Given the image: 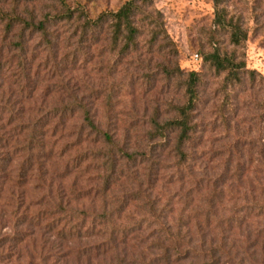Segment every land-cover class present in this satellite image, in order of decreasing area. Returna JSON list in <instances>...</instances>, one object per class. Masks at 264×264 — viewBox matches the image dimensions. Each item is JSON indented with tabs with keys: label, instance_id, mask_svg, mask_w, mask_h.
<instances>
[{
	"label": "rangeland",
	"instance_id": "1",
	"mask_svg": "<svg viewBox=\"0 0 264 264\" xmlns=\"http://www.w3.org/2000/svg\"><path fill=\"white\" fill-rule=\"evenodd\" d=\"M125 1L0 0V264H201L210 247L216 264H264V0H134L124 49L110 17L87 20ZM217 8L245 32L240 45ZM213 51L244 62L240 82L205 58ZM190 71L183 165L177 131L158 135L153 121L177 116ZM107 214L143 228L102 256ZM160 222L182 230L183 258L156 249Z\"/></svg>",
	"mask_w": 264,
	"mask_h": 264
},
{
	"label": "trees",
	"instance_id": "2",
	"mask_svg": "<svg viewBox=\"0 0 264 264\" xmlns=\"http://www.w3.org/2000/svg\"><path fill=\"white\" fill-rule=\"evenodd\" d=\"M139 9L137 4L134 0H127L125 1L116 11L114 12H104L101 13L97 18L93 20H87L89 24L95 25L99 23L100 21L104 20L105 18L110 17V22L113 26V44L119 42L120 37H123L126 40V44L124 46V49L128 48L129 45L132 43L133 37L136 33V28L133 26V17L136 14V11ZM225 11L224 9H218L217 8V14L215 17V24L218 26H221L223 28H227L229 30L230 34V42L238 46L240 45L246 38L245 32L240 28L239 25L232 22V20H227L225 18ZM209 62L215 67L218 71L226 72L225 74V80L228 82H240L242 80L241 71L246 72L247 69H245L244 62L242 60H238L235 53L231 54H220L218 51H213L210 54H207L205 56ZM249 73L253 74V70H250ZM253 78V76H251ZM197 73L194 71L188 72V78L185 86V93L187 96L186 102L177 108V116L167 119L162 123L153 121V131L161 136L166 135L165 133L167 131H177V138L176 143L174 145V151L175 155L178 157V160L181 162V164H185L186 162V152L184 150V146L186 142L190 139V132L192 130V124H191V117H192V111L194 109V106L196 104V82H197ZM84 122L85 125L92 131L98 132L100 131L95 124L94 120L90 117L88 111L84 110ZM103 139L105 140V145L115 146V141L113 140L112 136H110L108 133L104 132ZM109 152V153H108ZM107 153L111 158V172H115L114 165L118 161L116 154H113L111 150H109ZM120 153H123L127 159L126 161L133 160L136 161V157H134V154H130L127 152H124L123 150H120ZM145 155V154H144ZM145 156H152L157 155V153H150V155ZM122 158L123 155H122ZM121 159V158H120ZM125 159V158H124ZM116 168V167H115ZM151 202V201H150ZM152 204L154 201L151 202ZM80 214V213H78ZM79 218L80 216H76ZM103 219L100 220V223L104 225L105 228H100L97 230L102 235L106 234V238L104 240L100 241L99 243L96 242L94 247V251L97 253L106 254L108 250H111V252L117 251V246L124 244L128 241L129 235H131L132 231L134 229L140 230L142 229L141 223H138V221H134L136 223L132 224H124L119 225L117 222L119 221L120 216L116 215L118 217L117 219H113L112 214H107L102 216ZM80 219H83V217H80ZM78 221V220H77ZM128 222H131L130 220H127ZM94 223V221H93ZM110 225V228L108 229V226ZM160 227L163 229H160L158 231H152L150 232V235H154L157 239L156 241L160 240V235L163 234L167 235L166 239L165 237L161 241V244L156 246V249H160L162 251V256L166 259H170L172 255L174 257H177V259L183 258V254L187 253L186 251H189V248H186L183 250V245L180 242L181 239H183V234L181 229H177L176 232H173L170 225H167V222H160ZM82 225L80 227L75 226V233L77 237L83 236L82 234ZM147 229V228H146ZM136 230V231H137ZM88 230L84 231L87 236H89V233H87ZM159 232V233H158ZM158 233V234H157ZM158 235V236H157ZM84 237V236H83ZM180 238V240H178ZM166 244V245H165ZM164 245V246H162ZM204 243L202 244L204 252L207 250L204 248ZM123 247H126V245H122ZM153 246V247H155ZM90 245H86L85 248H82V254L89 255ZM89 249V250H88ZM191 251V250H190ZM215 249L210 247L208 249L209 257L208 260L201 264H216L218 259L216 258ZM184 252V253H183Z\"/></svg>",
	"mask_w": 264,
	"mask_h": 264
}]
</instances>
